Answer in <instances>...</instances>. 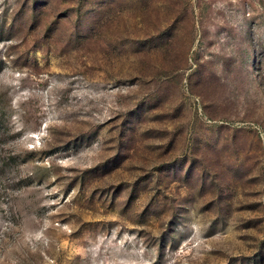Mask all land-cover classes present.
Masks as SVG:
<instances>
[{"label": "rangeland", "instance_id": "1", "mask_svg": "<svg viewBox=\"0 0 264 264\" xmlns=\"http://www.w3.org/2000/svg\"><path fill=\"white\" fill-rule=\"evenodd\" d=\"M0 264H264V0H0Z\"/></svg>", "mask_w": 264, "mask_h": 264}]
</instances>
